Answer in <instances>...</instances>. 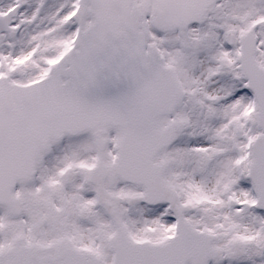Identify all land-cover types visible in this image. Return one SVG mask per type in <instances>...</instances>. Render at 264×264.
Instances as JSON below:
<instances>
[{"label":"snow or ice","instance_id":"6c2138e0","mask_svg":"<svg viewBox=\"0 0 264 264\" xmlns=\"http://www.w3.org/2000/svg\"><path fill=\"white\" fill-rule=\"evenodd\" d=\"M0 264H264V0H0Z\"/></svg>","mask_w":264,"mask_h":264}]
</instances>
